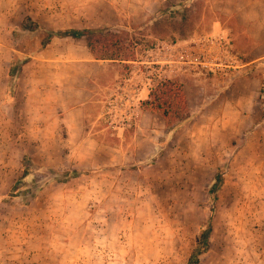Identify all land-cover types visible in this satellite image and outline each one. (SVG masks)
<instances>
[{"label":"rangeland","instance_id":"obj_1","mask_svg":"<svg viewBox=\"0 0 264 264\" xmlns=\"http://www.w3.org/2000/svg\"><path fill=\"white\" fill-rule=\"evenodd\" d=\"M102 27L135 61L41 49L47 31ZM204 44L221 67L193 60ZM164 80L189 112L170 131L136 111ZM209 220L199 264H264V0H0V264H186Z\"/></svg>","mask_w":264,"mask_h":264},{"label":"trees","instance_id":"obj_2","mask_svg":"<svg viewBox=\"0 0 264 264\" xmlns=\"http://www.w3.org/2000/svg\"><path fill=\"white\" fill-rule=\"evenodd\" d=\"M160 26V25H159ZM38 30V25L31 19L23 23L16 31L15 35L20 32H35ZM157 30L154 34L158 35ZM167 33V31H163ZM182 35V34H181ZM53 38L73 39L76 41H84L86 48L92 58L96 61L109 62H133L135 61V48L131 37L128 34L113 33L109 28L102 27L97 29H70L64 31H47L41 43V49H44ZM23 60L18 64L14 61L9 66V84L11 90L14 80L20 72L21 65L26 63ZM141 111L160 117L166 125L168 131L180 123L188 119V106L186 96L181 84L171 80L158 82L148 94V98L141 102ZM79 172L64 173L57 178L56 181L63 183L70 177H76ZM215 182L210 188L209 193L213 200L216 199V194L222 185V175H215ZM16 186L13 191L16 190ZM212 231L210 220L196 238L194 250L191 252L186 264H199L200 258L206 254L209 249V237Z\"/></svg>","mask_w":264,"mask_h":264},{"label":"crops","instance_id":"obj_3","mask_svg":"<svg viewBox=\"0 0 264 264\" xmlns=\"http://www.w3.org/2000/svg\"><path fill=\"white\" fill-rule=\"evenodd\" d=\"M226 29H223V27L221 26V23H220V21H218V22H215L214 24H213V29H212V31H210L209 32V34L211 35V36H217V37H220V38H224V36L226 35ZM222 44L223 43H221V44H219V47H221V49H224L225 48V50H226V47L225 46H222ZM202 49H201V55H203L205 58H209L208 56H210V55H212V49H213V47H211L209 44L207 45V44H204L203 45V47H201ZM90 54V53H89ZM187 54H189V52L187 53ZM221 56H222V59H224V52L223 53H221ZM185 57H187V56H185ZM189 58V57H188ZM213 60V59H212ZM257 60H255V61H250L249 63H245L244 65H243V67H246V66H248V65H252L253 63H255ZM104 62H109V61H104ZM208 62H209V60H208ZM212 62V61H211ZM111 63H114V62H111ZM147 93L145 94V96H144V98H142V101H144V100H146L147 98H148V94H149V91L147 90L146 91ZM144 94V89H141L140 88V96L141 95H143ZM136 111H138V112H141V109H140V107L139 106H137V110ZM147 114H149V113H143L142 115H147Z\"/></svg>","mask_w":264,"mask_h":264},{"label":"built area","instance_id":"obj_4","mask_svg":"<svg viewBox=\"0 0 264 264\" xmlns=\"http://www.w3.org/2000/svg\"><path fill=\"white\" fill-rule=\"evenodd\" d=\"M225 53H227V51ZM225 53H224V59L223 60H220V62H216V60H212L210 58H205L203 55H201L202 57H198V58H195L193 60H200V59H202L200 61V64L202 65V67L207 68V69L214 68V67L215 68H219V67H221L225 63V60H227L228 55L225 54ZM177 56L181 60H183V63L184 64H186L187 62L188 63H192L193 62V60H191V56L192 55L190 54V52H189V54H187V53H183V51H180V52L177 53ZM185 56H187V57H185ZM165 60H170V59H167L166 57H163L162 61L159 60L157 63H163ZM208 60H209V62H208ZM125 102H126V104L128 103V101H125Z\"/></svg>","mask_w":264,"mask_h":264}]
</instances>
